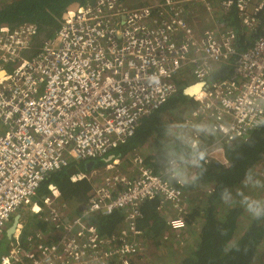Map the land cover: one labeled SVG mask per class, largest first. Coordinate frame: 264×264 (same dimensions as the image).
Returning <instances> with one entry per match:
<instances>
[{
	"label": "built area",
	"instance_id": "1",
	"mask_svg": "<svg viewBox=\"0 0 264 264\" xmlns=\"http://www.w3.org/2000/svg\"><path fill=\"white\" fill-rule=\"evenodd\" d=\"M233 10L244 44L228 21ZM263 12L264 0H94L68 12L46 40L34 23L1 26L0 240L13 213L22 220L23 207L48 228L24 237L20 220L0 264H142L148 243L139 221L148 201L167 216L164 240L185 232L192 209L187 181L175 173L193 151L227 165L224 147L248 141L264 126ZM204 20L212 25L202 29ZM183 70L192 85H206L184 124L208 134L204 141L202 132H190L191 155L170 159L169 179L133 153L132 173L107 162L102 182L75 208L52 183L40 194L52 173L72 163L106 162L180 93ZM82 180L90 181L87 173L71 175L73 183ZM120 213L124 227L113 235L92 222Z\"/></svg>",
	"mask_w": 264,
	"mask_h": 264
},
{
	"label": "trees",
	"instance_id": "2",
	"mask_svg": "<svg viewBox=\"0 0 264 264\" xmlns=\"http://www.w3.org/2000/svg\"><path fill=\"white\" fill-rule=\"evenodd\" d=\"M93 1L0 0V27L8 24L16 28L25 23H34L39 27L40 40H46L61 27L62 15L68 6L74 2L85 5ZM235 12V10L231 12L228 21L237 31L240 43L244 44V32L240 29L237 16H234ZM262 24L264 26V12ZM188 100L183 92L170 99L158 111L145 118L134 137L115 152L133 153L151 140V152L145 158V164L155 174L169 179L167 170L170 159L177 158L182 161L191 154L189 149L182 151L176 145L171 149L172 141L167 138L169 128L179 111L182 112L185 106H196L194 100L190 102ZM188 110L190 109L186 112ZM224 149L227 165H222L218 161L207 162L203 158L198 166H193V180L187 181L183 189L186 201L192 209V215L187 217L188 228L185 232L174 234L170 236L171 239L164 240L163 234L168 231L163 233V229L168 226L166 220L157 215L158 202L148 201L143 205L139 228L145 232L148 255L151 252L150 247L159 242L155 248L159 246L158 249H165L163 254L168 258L178 256L181 252L178 264H264V257L260 259L259 256L264 244V203L260 206L253 205L247 218L244 214L248 210V203L242 204V198L236 192L247 184L244 182L246 175H252L253 169L264 160V126L256 130L248 141H236ZM76 170L85 171V166L81 162L72 163L68 168L52 173L42 185L40 194L47 189V184L53 182L58 185L62 199L69 205L78 206L86 203L92 185L87 180L71 182V175L76 173ZM171 181L174 185L178 184L173 179ZM122 217V213L110 217L95 215L92 222L97 223L103 233L113 235L119 232ZM244 220H248L249 223L245 224ZM150 222L154 223L153 226L151 224L152 228ZM37 223L32 229L44 231L48 228L45 222ZM186 233L190 234V240H187L190 242L180 250L176 247L178 244L176 239L181 235L185 237ZM151 242L154 244L151 245ZM174 244L176 251L173 249Z\"/></svg>",
	"mask_w": 264,
	"mask_h": 264
},
{
	"label": "rangeland",
	"instance_id": "3",
	"mask_svg": "<svg viewBox=\"0 0 264 264\" xmlns=\"http://www.w3.org/2000/svg\"><path fill=\"white\" fill-rule=\"evenodd\" d=\"M145 0H140V2L142 3ZM209 16V14H207ZM201 24H203L205 26V28L210 24L204 21H200ZM211 26V25H210ZM204 29V28H203ZM183 73H181L178 78L177 81L179 83L180 86V91L179 92H183L184 89H186L188 86L192 85L193 83H195V80L192 76H190L187 71L184 72V70L182 71ZM173 99V98H172ZM171 99V100H172ZM190 102V100H188ZM192 106H185V108L182 109V112L179 111L178 115H176L174 117V123L170 126L169 128V132L167 135V138L169 140L172 141L171 144V149H173L174 145L178 146L180 150L184 151L187 147H188V134L191 131H198V132H202V138L204 141L207 140V134H208V128L203 127V126H198L196 128L193 129H188L187 126H185V121L186 119L189 117L190 114V110H191ZM187 109H190L186 112ZM152 146V141L150 140L148 143L144 144L143 146L137 148L135 152L133 153H137L138 155L142 156L144 159L147 157V155L151 152ZM170 146V145H169ZM184 158V157H183ZM108 160V159H107ZM76 174L80 173L81 171L76 170ZM183 172V179L186 181H188V177L190 174H193V165L189 162H187L186 168L184 169ZM251 182L249 183V181L247 182L246 185H244V188L242 189V187H240L236 192L237 194H239L240 198H242V204H247V206L251 203L252 200H257L259 201L258 204H254V206H260L264 203V160L262 162H260L252 171V175H251ZM56 184V183H55ZM254 184V185H253ZM57 185V184H56ZM58 186V185H57ZM245 197H248L249 199H245ZM69 204V203H68ZM73 205V204H72ZM70 205V206H72ZM76 206V205H75ZM72 206V207H75ZM19 212H21L22 214V220L25 225H26V230H24V234L27 235V231L31 230L32 227L36 226L37 220L36 217L33 216V214L29 211V207H23ZM250 212L249 210H247L244 214L245 217L249 218L250 216ZM19 213H13L12 215V220L10 221L8 228L11 226L12 222H13V218H15ZM245 224L249 223L248 220H244ZM41 224V223H40ZM37 230V229H36ZM195 232V231H194ZM193 232V233H194ZM190 234L187 235L184 238V246L180 247L179 246V242H178V238L176 239L178 242V244L176 245V247L178 249H184L187 246V242L190 241H186V240H190ZM192 238V235H191ZM169 240V239H168ZM192 241V239H191ZM14 242V240H12L11 238H8L7 234L4 233L1 236V240H0V260H1V256L6 253L8 250L7 248H9V246L11 245V243ZM152 243V242H151ZM155 244L157 243L154 242ZM159 243V242H158ZM156 245H159V244ZM156 245L150 247V254L145 258V261L141 262L142 264H178V259H179V254H181V252H179L178 256H174L171 258H168L167 256H165L166 254H163V252L165 251V249L162 248H155ZM175 248V244L173 245ZM260 259H263L264 257V244L261 247V253H260ZM175 259V261H173Z\"/></svg>",
	"mask_w": 264,
	"mask_h": 264
},
{
	"label": "crops",
	"instance_id": "4",
	"mask_svg": "<svg viewBox=\"0 0 264 264\" xmlns=\"http://www.w3.org/2000/svg\"><path fill=\"white\" fill-rule=\"evenodd\" d=\"M138 1H140V0H138ZM206 17V16H205ZM206 18H208V17H206ZM208 20H209V18H208ZM210 23V22H209ZM211 24V23H210ZM212 25V24H211ZM202 29L203 28H205V26L202 24ZM208 27V26H207ZM134 155H137V154H133V153H126V154H117L116 152H113V153H111L110 155H109V158H108V160L107 161H111V160H114V161H116L117 163H116V168L118 169V170H120L121 171V173H124V174H130V173H132L133 172V170H134V168H135V165L133 164V160H131L132 158H130V157H133ZM191 155V154H190ZM189 155V156H190ZM188 156V157H189ZM186 159H187V157H186ZM187 161H188V159H187ZM187 161L185 160V162H186V165H187ZM113 162V161H112ZM111 162V164H113ZM106 162L105 161H101V160H99V161H96L95 162V165L94 166H92L90 169H87V167L85 166L86 165V163H82L81 162V164H83L84 166H85V171H87L88 172V176L90 177V181H88L89 183H91V185H96V184H100L101 182H102V180H103V173H104V171H103V169H104V164H105ZM186 168V166H184V168H183V170L182 171H184V169ZM72 206H75V204H73ZM75 208V207H74ZM168 210V208H165V210H164V212H167L168 213V216H170V215H172V213L170 212V211H167ZM79 211H77L76 213H78ZM170 212V213H169ZM74 213H75V211H74ZM157 215H159L160 217H162V218H167V216H165V213H162V212H159L158 211V213H157ZM158 216V217H159ZM151 224H152V226H153V222H150L149 223V225H150V227L152 228V226H151ZM141 225H140V222H139V227H140ZM165 226H166V224H165ZM124 227V225H123V223H120V230H121V228H123ZM165 231H168V228L167 227H165L164 229H163V233L165 232ZM171 236H173V234H171ZM171 239V238H170ZM154 242V241H153ZM151 243V245L152 244H154V243ZM150 245V246H151ZM152 246H154V245H152Z\"/></svg>",
	"mask_w": 264,
	"mask_h": 264
},
{
	"label": "water",
	"instance_id": "5",
	"mask_svg": "<svg viewBox=\"0 0 264 264\" xmlns=\"http://www.w3.org/2000/svg\"><path fill=\"white\" fill-rule=\"evenodd\" d=\"M80 6H81V4L79 2H74L70 6H68L66 11L62 15V21L67 18V13L68 12L76 11ZM3 26H9V25L8 24H3L2 27ZM210 82H214V80L211 79ZM205 86L206 85L204 83H196V84H194L192 86H189L186 89H184L183 94L189 100H193V97L196 96L197 94H199L205 88ZM176 96H178V95H176ZM94 165H95V162H91V163H86L85 166L87 167V169H90ZM20 220H21V215L18 214L14 218L11 226L6 230V234H7L8 238H12V236L16 233V229H17V227H18V225L20 223Z\"/></svg>",
	"mask_w": 264,
	"mask_h": 264
},
{
	"label": "clouds",
	"instance_id": "6",
	"mask_svg": "<svg viewBox=\"0 0 264 264\" xmlns=\"http://www.w3.org/2000/svg\"><path fill=\"white\" fill-rule=\"evenodd\" d=\"M189 87V86H188ZM193 147L195 148V143H193ZM117 150V149H116ZM113 152H115V150L113 151ZM113 152H111V153H113ZM110 153V154H111ZM110 154H108L107 156H106V158H104V159H106V163L104 164V166H106V164H107V162H112V161H114V160H111V161H107V159L109 158V155ZM188 157V156H187ZM204 158V153L203 152H200V153H197L196 151H193L192 152V155H191V160H190V163L193 165V166H198L199 165V162H200V160L201 159H203ZM101 161H104V160H101ZM227 163V162H226ZM81 172H85V173H87L88 174V172L87 171H81ZM183 172H180V171H177L176 173H175V178H178L179 180H183ZM251 180V175L250 174H248V175H246V178H245V183H247L248 181H250ZM72 182V181H71ZM76 183V182H75ZM50 184V183H49ZM52 184H54L53 186H55L56 188H58V190L60 191V189H59V187L55 184V183H53L52 182ZM47 186H48V184H47ZM61 192V191H60ZM245 199H249L248 197H245ZM259 203V201H257V200H252L251 201V203L248 205V210L250 211L251 209H252V206L254 205V204H258ZM259 213L257 212L256 213V215H258ZM14 220V219H13Z\"/></svg>",
	"mask_w": 264,
	"mask_h": 264
},
{
	"label": "bare ground",
	"instance_id": "7",
	"mask_svg": "<svg viewBox=\"0 0 264 264\" xmlns=\"http://www.w3.org/2000/svg\"><path fill=\"white\" fill-rule=\"evenodd\" d=\"M3 74H0V77L2 76ZM197 96H200V93L199 94H197ZM155 113V112H154Z\"/></svg>",
	"mask_w": 264,
	"mask_h": 264
}]
</instances>
